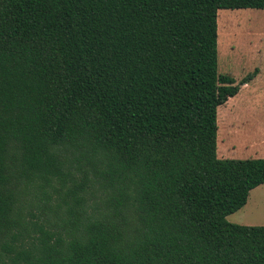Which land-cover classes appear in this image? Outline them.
Listing matches in <instances>:
<instances>
[{
    "label": "trees",
    "instance_id": "16d2710c",
    "mask_svg": "<svg viewBox=\"0 0 264 264\" xmlns=\"http://www.w3.org/2000/svg\"><path fill=\"white\" fill-rule=\"evenodd\" d=\"M264 0H0V264H264L232 224L264 158L218 156L220 10Z\"/></svg>",
    "mask_w": 264,
    "mask_h": 264
},
{
    "label": "rangeland",
    "instance_id": "374dc122",
    "mask_svg": "<svg viewBox=\"0 0 264 264\" xmlns=\"http://www.w3.org/2000/svg\"><path fill=\"white\" fill-rule=\"evenodd\" d=\"M219 72L240 84L237 96L218 109V156L221 159L264 158V10H220ZM232 224L264 226V185L251 191L248 202L230 215Z\"/></svg>",
    "mask_w": 264,
    "mask_h": 264
}]
</instances>
